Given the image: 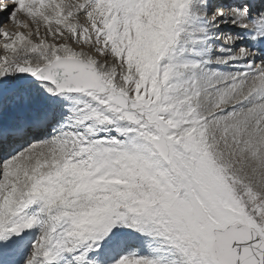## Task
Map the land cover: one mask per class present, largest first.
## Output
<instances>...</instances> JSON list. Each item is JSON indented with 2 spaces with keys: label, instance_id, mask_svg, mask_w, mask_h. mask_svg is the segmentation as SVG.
I'll return each instance as SVG.
<instances>
[{
  "label": "snow or ice",
  "instance_id": "6c2138e0",
  "mask_svg": "<svg viewBox=\"0 0 264 264\" xmlns=\"http://www.w3.org/2000/svg\"><path fill=\"white\" fill-rule=\"evenodd\" d=\"M0 264H264V0H0Z\"/></svg>",
  "mask_w": 264,
  "mask_h": 264
}]
</instances>
